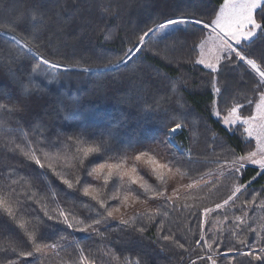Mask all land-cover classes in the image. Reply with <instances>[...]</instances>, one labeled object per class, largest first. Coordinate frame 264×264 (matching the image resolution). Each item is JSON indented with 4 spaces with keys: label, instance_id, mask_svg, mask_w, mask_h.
<instances>
[{
    "label": "snow or ice",
    "instance_id": "6c2138e0",
    "mask_svg": "<svg viewBox=\"0 0 264 264\" xmlns=\"http://www.w3.org/2000/svg\"><path fill=\"white\" fill-rule=\"evenodd\" d=\"M92 6L104 40L117 38L103 25L120 19L121 0H91ZM51 27L50 18L35 10L0 19V32L13 49L7 56L0 51V65L7 60L23 66L30 58L32 77L45 66L68 71L54 59L50 36L45 43ZM177 32L191 38L188 62L207 70L211 115L240 133L239 150L213 133L207 152L195 160L191 150L167 151L174 134L187 127L186 102L176 82L154 101L172 124L153 146L113 143L110 133L84 130L52 140L42 122H24L21 115L40 85L33 78L16 81L17 94L0 92V152L23 157L32 175L11 165L0 168V264H141L106 234L116 221L141 240L154 228L151 243L162 252L187 253L188 264H264V185L251 187L264 176V47L259 55L252 52L257 40L264 45V0H218L211 11L199 13L177 6L173 15L139 32L104 70L126 66L142 52L157 55L149 45ZM173 97L175 108L169 109ZM185 161L201 163L206 171L194 177ZM249 165L255 175L244 180ZM222 187L226 195L213 198ZM77 233L99 243L90 247Z\"/></svg>",
    "mask_w": 264,
    "mask_h": 264
},
{
    "label": "trees",
    "instance_id": "16d2710c",
    "mask_svg": "<svg viewBox=\"0 0 264 264\" xmlns=\"http://www.w3.org/2000/svg\"><path fill=\"white\" fill-rule=\"evenodd\" d=\"M121 3L120 19L103 25L106 30L112 29L117 38L105 41L103 34L95 28L97 11L95 6L89 7L91 0H80L79 4H73L72 0H0V19L20 11L30 13L33 10L43 12L46 20L50 18L52 27L50 32L45 33V43L50 36L52 49L57 50L54 59L68 68L65 71L63 67L45 66L37 76L32 77L30 58L23 61V66L7 60L0 65V92L15 95L19 91L16 81L27 84L30 78L40 85L39 93L33 94L27 101V111L21 114L23 121L42 122L52 140L58 136L63 138L61 133L66 135L84 130L88 133H110L114 137L113 143L140 141L144 144L150 140L155 144L153 137L164 136L172 122L163 111L156 109L154 101L157 97L167 96L172 83L176 82L186 102L187 127L183 128L186 131L184 137L177 135L174 139L184 148L186 145L192 148L198 143H210L212 134L217 133L228 146L237 147L240 133L233 134L211 117L207 71L188 62L192 56L189 47L191 38L182 39V34L177 32L166 41L149 45L158 53L155 56L151 52L148 55L142 52L126 66L121 64L108 70L103 67L114 63L139 32L152 26L154 21L159 22L163 17L173 15L177 6L199 13L211 11L218 5V0H121ZM89 20L92 25L86 23ZM262 47L264 45L257 40L253 54L259 55ZM9 50H13L12 44L8 42L7 35L0 32V51L7 56ZM85 67L91 71H80ZM12 74H15L16 80H13ZM172 101L166 105L167 108H175V97ZM147 127H153L154 131ZM217 151H220L219 147ZM6 165L15 166L21 174L32 175L23 157L0 152V168ZM253 175L254 169L247 168L243 179L248 180ZM52 179L55 180V177ZM261 185H264V176L259 177L251 187L259 189ZM222 195L221 189L213 198L218 199ZM191 223L195 225L196 221ZM154 232L153 228L141 240L123 230L116 221L106 234L114 245H126L125 254L130 259H140L141 264H188L187 253L176 250L162 252L152 244ZM76 235L90 247L99 243L98 238L87 239L82 234ZM228 243L226 239L225 250ZM181 255L184 256L183 261ZM192 259H195V254ZM239 259L247 260L246 257ZM220 264H226V261Z\"/></svg>",
    "mask_w": 264,
    "mask_h": 264
},
{
    "label": "rangeland",
    "instance_id": "374dc122",
    "mask_svg": "<svg viewBox=\"0 0 264 264\" xmlns=\"http://www.w3.org/2000/svg\"><path fill=\"white\" fill-rule=\"evenodd\" d=\"M200 66V65H199ZM201 67V66H200ZM203 68V67H202ZM204 70H206V69H204ZM207 71V70H206ZM209 111H210V114H211V104L209 105ZM245 114H247V112H245ZM211 117L214 119V120H217V118L215 117V116H213V115H211ZM221 126L224 128V126L221 124ZM148 128V127H147ZM159 128H160V126H159ZM225 129V128H224ZM148 130H153L154 131V129H153V127H149L148 128ZM165 132H167V130L165 131ZM185 133H186V131H185V129H182V130H180V131H178L176 134H174V137H176L177 135H182V137H184L185 136ZM160 135V134H159ZM165 137L164 136H159L158 137V135L157 136H154L153 137V140L155 139L156 141H155V144L158 142V141H160V140H163ZM154 142L152 141V142H150V140H148V141H146L144 144L145 145H152ZM155 144H153V146L155 145ZM172 144L174 145V147H172L171 149H168L167 151H170V152H176V153H181V152H183V153H187V151L188 150H191V152H192V155H193V158H194V160H195V158H197V157H199V156H202L205 152H207V144H205V143H198L197 145H194L192 148L189 146L188 147V145H186V147L184 148V146H182L181 145V143L180 142H178V140H175V139H173V141H172ZM162 154H166L165 153V149H163L162 148ZM186 163H187V161H186ZM185 163V166L186 167H188L191 171H190V175H192V176H198L199 175V173H201V172H203V171H206V166H204L203 164H201V163H198V162H193V163H191V164H189L188 163V165ZM209 167H211V166H209ZM252 166L251 165H249L247 168H251ZM209 186H211V185H209ZM223 190V195L222 196H224V195H226V189H224L223 187L222 188H220L219 189V191L220 190Z\"/></svg>",
    "mask_w": 264,
    "mask_h": 264
},
{
    "label": "crops",
    "instance_id": "0c3cea01",
    "mask_svg": "<svg viewBox=\"0 0 264 264\" xmlns=\"http://www.w3.org/2000/svg\"><path fill=\"white\" fill-rule=\"evenodd\" d=\"M202 67V66H201ZM225 73H227V70H225ZM228 75H229V77H232L234 74H232V73H227ZM238 78V77H237ZM251 168H253L254 169V166H252Z\"/></svg>",
    "mask_w": 264,
    "mask_h": 264
},
{
    "label": "bare ground",
    "instance_id": "6f19581e",
    "mask_svg": "<svg viewBox=\"0 0 264 264\" xmlns=\"http://www.w3.org/2000/svg\"><path fill=\"white\" fill-rule=\"evenodd\" d=\"M176 134V133H175Z\"/></svg>",
    "mask_w": 264,
    "mask_h": 264
}]
</instances>
